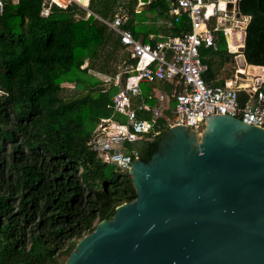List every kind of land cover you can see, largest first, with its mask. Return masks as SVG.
Wrapping results in <instances>:
<instances>
[{
  "label": "trees",
  "instance_id": "trees-1",
  "mask_svg": "<svg viewBox=\"0 0 264 264\" xmlns=\"http://www.w3.org/2000/svg\"><path fill=\"white\" fill-rule=\"evenodd\" d=\"M0 15V264H65L76 243L135 197L127 172L103 163L87 147L101 118L112 115L115 76L129 61L119 38L94 15L126 17L122 29L143 43L188 33L185 18L168 15L174 0H88L87 9L43 0H3ZM250 17L243 56L264 67V0H240ZM160 19L161 26L154 23ZM219 41L214 53L223 60ZM211 52V51H209ZM123 55V56H122ZM208 78L215 62L204 56ZM223 63V62H220ZM93 75H92V74ZM126 76V75H125ZM124 79V76H123ZM63 84L73 86L70 95ZM247 96L240 92L239 103ZM138 143L147 163L161 139Z\"/></svg>",
  "mask_w": 264,
  "mask_h": 264
},
{
  "label": "water",
  "instance_id": "water-1",
  "mask_svg": "<svg viewBox=\"0 0 264 264\" xmlns=\"http://www.w3.org/2000/svg\"><path fill=\"white\" fill-rule=\"evenodd\" d=\"M166 134L147 163L131 164L135 199L83 236L65 264H264V130L213 115L202 131Z\"/></svg>",
  "mask_w": 264,
  "mask_h": 264
},
{
  "label": "built area",
  "instance_id": "built-area-1",
  "mask_svg": "<svg viewBox=\"0 0 264 264\" xmlns=\"http://www.w3.org/2000/svg\"><path fill=\"white\" fill-rule=\"evenodd\" d=\"M43 1L59 8L75 3L92 14L87 9L88 0ZM239 2L174 0L168 16L174 22L185 18L188 33L159 40L150 35L149 43L135 40L122 29L124 15L117 14L111 21L94 15L119 38L129 61L134 62H124L113 77L97 76L105 88H117L111 98L112 115L98 121L87 141V147L103 163L128 173L134 160L139 159L134 145L152 142L174 127L202 131L206 118L213 115L230 116L264 130V75H247L241 70L243 55L239 50L244 46L250 17L240 13ZM144 5L138 0L134 13ZM228 6L230 16L226 14ZM3 8L4 1L0 0V15ZM221 40L225 41L227 56L233 59L234 84L217 85L205 80L208 67L202 62L201 52L216 53ZM238 73L244 78L237 77ZM240 92L247 96L242 106Z\"/></svg>",
  "mask_w": 264,
  "mask_h": 264
},
{
  "label": "rangeland",
  "instance_id": "rangeland-1",
  "mask_svg": "<svg viewBox=\"0 0 264 264\" xmlns=\"http://www.w3.org/2000/svg\"><path fill=\"white\" fill-rule=\"evenodd\" d=\"M210 1H213V0H210ZM163 20V19H160L158 21H156L154 23V25L156 26H161V23L160 21ZM224 41V40H222ZM222 46L225 47V41L221 43ZM201 54H204L206 59L209 60V61H218L217 58H216V55L214 53H210L208 50L207 51H203L201 52ZM123 56V55H122ZM215 73H217L218 77H216V82L217 83H221L222 79L223 78H232V75L234 74V68H232L230 65L229 66H224L223 68H216L213 70ZM92 74V73H91ZM93 75V74H92ZM93 76H98L97 74L93 75ZM98 78V77H97ZM157 86V84L155 85ZM62 87L66 90V94L70 95L71 92L73 91V86L72 85H69V84H63ZM120 174L124 175V172H119Z\"/></svg>",
  "mask_w": 264,
  "mask_h": 264
},
{
  "label": "crops",
  "instance_id": "crops-1",
  "mask_svg": "<svg viewBox=\"0 0 264 264\" xmlns=\"http://www.w3.org/2000/svg\"><path fill=\"white\" fill-rule=\"evenodd\" d=\"M210 1V0H209ZM203 51H207V50H203ZM225 51H226V47H225ZM210 53H213V52H210ZM201 56H202V58L205 56L204 54H201ZM226 57H229V56H227V54H226ZM232 58V57H231ZM231 66L232 68L234 67V65H233V62L231 61L229 64H223V63H220V62H215V64H214V67L212 68V75H211V77L210 78H208L209 76L207 75L208 74V71H207V73L205 74V80L206 81H211L212 83H214V84H217V85H223L224 84V82H228L229 80H231V78H223L222 79V81H221V83H217L216 82V77H218V75H217V73H215L213 70L214 69H216V68H223L224 66ZM208 67V66H207ZM209 70V69H208Z\"/></svg>",
  "mask_w": 264,
  "mask_h": 264
},
{
  "label": "flooded vegetation",
  "instance_id": "flooded-vegetation-1",
  "mask_svg": "<svg viewBox=\"0 0 264 264\" xmlns=\"http://www.w3.org/2000/svg\"><path fill=\"white\" fill-rule=\"evenodd\" d=\"M217 62H223V64H229L233 59L231 57H225L223 60L221 59L220 56H216ZM169 134H165L164 137L161 139L160 144H159V150L162 146V144L168 139Z\"/></svg>",
  "mask_w": 264,
  "mask_h": 264
},
{
  "label": "bare ground",
  "instance_id": "bare-ground-1",
  "mask_svg": "<svg viewBox=\"0 0 264 264\" xmlns=\"http://www.w3.org/2000/svg\"><path fill=\"white\" fill-rule=\"evenodd\" d=\"M80 1H81V2H85V0H80ZM241 70H242V72L247 73V75L250 74V72H249V70H250V66H248V67L245 66V67H243ZM228 82H229V84H234V83H232L231 80H229ZM243 86H244V85H243Z\"/></svg>",
  "mask_w": 264,
  "mask_h": 264
}]
</instances>
